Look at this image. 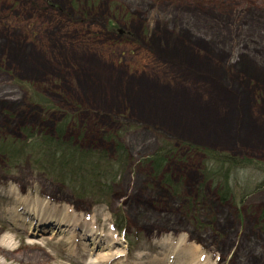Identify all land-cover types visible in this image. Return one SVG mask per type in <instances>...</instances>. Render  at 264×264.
<instances>
[{"label": "rangeland", "instance_id": "1", "mask_svg": "<svg viewBox=\"0 0 264 264\" xmlns=\"http://www.w3.org/2000/svg\"><path fill=\"white\" fill-rule=\"evenodd\" d=\"M90 1L0 0V139L51 124L16 83L24 81L75 116L69 136L85 146L111 148L104 136L121 132L131 167L112 203L95 204L0 157V242L8 249L0 264H88L97 253H121L113 264H157L180 245L197 247L205 264H264V189L253 191L264 170H236L222 203L201 155L170 162L179 195L144 161L163 133L252 156L263 168L264 0ZM118 10L126 39L106 28ZM19 195L69 205L111 246L97 248L73 226L63 238H50L51 228L27 233L11 218Z\"/></svg>", "mask_w": 264, "mask_h": 264}, {"label": "trees", "instance_id": "2", "mask_svg": "<svg viewBox=\"0 0 264 264\" xmlns=\"http://www.w3.org/2000/svg\"><path fill=\"white\" fill-rule=\"evenodd\" d=\"M85 1V0H78ZM94 2L91 0L90 3ZM50 4L49 2H47ZM82 5V4H81ZM64 11V10H63ZM84 14V13H83ZM120 10L112 14L106 28L120 39L131 35ZM26 92L27 100L38 106L41 113L50 118V126L38 131L24 127L23 138L4 136L0 139V157L10 169L29 164L51 181L67 188L78 200L89 199L95 204H111L116 195V187L132 164V155L126 146L121 132L109 133L104 138L111 148L85 146L69 136L75 116L64 110L51 97L36 90L32 83L17 81ZM85 130H83V133ZM82 133V134H83ZM83 137V136H82ZM80 139H83V138ZM159 143L154 153L144 161L150 163L152 175L162 185L179 195V186L169 169L170 162L179 161L180 153L201 155L202 175L205 181L218 184V196L222 203H228L233 195L232 178L239 169H262L261 162L249 155H238L214 147L188 140H179L160 133ZM264 189V179L256 183L253 191ZM241 200H244V195ZM115 223L119 230L125 229L124 210L119 208Z\"/></svg>", "mask_w": 264, "mask_h": 264}, {"label": "bare ground", "instance_id": "3", "mask_svg": "<svg viewBox=\"0 0 264 264\" xmlns=\"http://www.w3.org/2000/svg\"><path fill=\"white\" fill-rule=\"evenodd\" d=\"M30 203L28 197L19 195V198L17 199V204H19V206L11 216L15 222L22 221L26 223L28 228L27 233H39L41 229L48 230V228H51L50 238H63V233L65 234V231H69V228L73 226L77 227L78 232L80 231L81 234L84 235V239L92 238L94 245L97 246V248L103 246L104 243L111 246L110 244L112 243L113 238L104 237V233L101 235L102 231H98L94 224L87 227L86 222H83L82 218L79 217L77 213H69L74 212L69 205H65L64 209H62L61 206H53L50 202L45 203L42 200H37L34 204ZM22 209L27 216H19L20 210ZM29 214H33L34 216L30 217ZM164 227L169 228L168 226ZM150 232L152 234L157 233L153 228L150 229ZM58 234L60 235L58 236ZM107 236H109V234ZM1 244L4 243L0 242V250L7 252L8 249ZM180 244L183 243L181 242ZM85 250L88 251L87 248ZM120 254L121 253L109 255L97 253L98 261H89L88 264H113ZM205 260L206 259L203 260L201 251L197 247L180 245L174 247V249L165 254V256H160L157 264H205ZM202 261H204V263Z\"/></svg>", "mask_w": 264, "mask_h": 264}]
</instances>
